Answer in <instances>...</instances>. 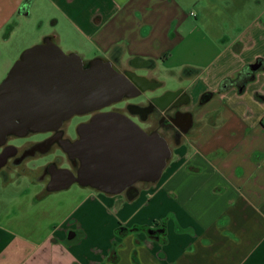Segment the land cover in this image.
<instances>
[{
  "label": "crops",
  "instance_id": "obj_1",
  "mask_svg": "<svg viewBox=\"0 0 264 264\" xmlns=\"http://www.w3.org/2000/svg\"><path fill=\"white\" fill-rule=\"evenodd\" d=\"M22 2L0 0V45L11 37L2 36L9 22L15 32L22 18L35 15L44 36L54 32L57 43L86 58L119 60L157 84L163 71L192 79L181 89L192 104L264 57V0H32L17 14ZM186 5L198 12L189 28ZM215 10L220 31L235 33L211 39L218 49L211 63L184 66L176 56L194 33L208 38L204 20ZM191 122L153 184L114 193L80 186L66 192L74 199L68 210L44 212L52 225L42 229L17 221V213L0 215V264H264V72L242 92L231 87L200 101ZM29 195L20 198L27 202ZM34 203L41 210L43 198ZM164 217L166 243L129 233L111 260L115 226H152Z\"/></svg>",
  "mask_w": 264,
  "mask_h": 264
},
{
  "label": "water",
  "instance_id": "obj_2",
  "mask_svg": "<svg viewBox=\"0 0 264 264\" xmlns=\"http://www.w3.org/2000/svg\"><path fill=\"white\" fill-rule=\"evenodd\" d=\"M55 40L47 35L22 50L0 81V146L11 137L55 132L61 150L78 169L63 176L51 173L47 192L76 183L114 193L157 182L172 154L168 137L153 127L142 128L122 112L102 111L141 95L144 89L136 79L145 77L125 70L119 60L100 56L83 60L76 52L65 53ZM251 68L257 74L259 63ZM159 84L153 81L154 87ZM219 93H204L200 101ZM90 113L88 120L76 125L75 139L60 137L72 117ZM49 168L46 164L41 170Z\"/></svg>",
  "mask_w": 264,
  "mask_h": 264
},
{
  "label": "rangeland",
  "instance_id": "obj_3",
  "mask_svg": "<svg viewBox=\"0 0 264 264\" xmlns=\"http://www.w3.org/2000/svg\"><path fill=\"white\" fill-rule=\"evenodd\" d=\"M220 3L222 1H219ZM225 3V2H223ZM220 5V4H219ZM188 5H186V9L184 10V16L187 17L186 24L188 25L190 20L195 21L196 15H197V9L192 6L187 8ZM214 17L211 19H205V29L208 31V38L205 37V33L202 34H196L194 33L192 36H189V39H192L188 41L187 48H183L180 53L176 56V60L178 62H182L185 65L192 66L198 68L196 66V63L201 64H209L215 59V54L217 53L218 49L213 44L211 39H218L221 38L223 35H233L235 32H222L220 31V26H223V22L218 23V10H215L213 13ZM198 17H201L200 14ZM22 18L20 27L15 32H9L11 34L10 39H8L5 43L0 45V81L5 77L7 71L11 67V65L14 63V61L19 57L22 50H24L27 47H30L36 43L41 42L46 32L43 31L42 22L39 20L35 15H32L30 18ZM202 18V17H201ZM207 20V21H206ZM189 28V25L186 27ZM7 33L3 32L2 36ZM49 35H53L54 32H48ZM57 33V32H56ZM221 41V40H220ZM219 42V41H218ZM217 42V43H218ZM65 53L69 52H75L72 49H68L59 42L57 43V40L55 42ZM78 53V52H76ZM81 55L80 53H78ZM83 60L91 59L86 58L85 56H82ZM159 76V77H158ZM161 81V84L155 85V87L147 92H143L141 95L131 98L128 100L129 104H139L141 102H144V98L148 97V95H154L159 96L162 95L168 91H178L179 89L185 88V86L190 85L192 79L188 80L186 78H182L180 73L178 75H170L168 73H165L163 71L161 74L156 75ZM214 91H221L218 90L217 87L215 90H205L198 96L195 100V106H190V108H195L194 111H197V104L200 102L201 96L204 93L207 92H214ZM124 103V102H123ZM127 102L123 104V108H125V105ZM129 116L130 114L127 113ZM131 116V115H130ZM137 119H139L137 117ZM79 117H73L68 126H67V133L73 135L75 133V127L79 123ZM140 126L144 129L149 127V124L147 122H143L139 119ZM184 138V137H183ZM182 138V139H183ZM184 140V139H183ZM173 151V148L175 147L174 144L170 142L169 145ZM32 164L28 165L29 167ZM30 169V168H29ZM36 171H33L32 169L27 173V176H22V178L19 181L14 180L16 175H11L13 177L10 181H4V179L0 176V215H2L3 219H8L9 217H12L14 213H17L15 215V218L17 221L24 223V222H33L36 224H40L41 229L45 227H50L52 225L51 223V214H49L50 218L44 217V212H47V210L52 212V209L54 206H59L60 212L66 211L71 207V204L74 202V199L72 200V196L66 197V192H71L72 190H80L81 187L73 184L67 189H63L56 192H45L43 193V186L33 184L34 178L37 176ZM153 184V183H152ZM38 190V191H37ZM40 190V191H39ZM37 193H36V192ZM23 193L31 194L29 195L27 202L22 198L21 195ZM40 192V193H39ZM43 198L42 203V209L40 210L39 207H31L32 203L35 202L33 205H36L37 202H39V198ZM31 201V203H30ZM109 214V213H108ZM109 216L111 215H105L104 222H108ZM56 223H59V220H56ZM54 227V226H52Z\"/></svg>",
  "mask_w": 264,
  "mask_h": 264
},
{
  "label": "flooded vegetation",
  "instance_id": "obj_4",
  "mask_svg": "<svg viewBox=\"0 0 264 264\" xmlns=\"http://www.w3.org/2000/svg\"><path fill=\"white\" fill-rule=\"evenodd\" d=\"M27 9L19 10L18 8L17 14L26 13ZM7 33L9 35V32ZM124 68L128 70L126 67ZM263 68L264 62H259L258 73L264 72ZM256 75L254 71V78ZM136 80L139 87L143 89L153 87V81L150 79L139 78ZM143 92H146V90H143ZM128 100L114 103L103 108L102 111L114 110L126 115L129 113L131 115L129 116L140 125V118L137 119V116L133 115V113H138L141 115L140 117L148 119L149 127L163 132L168 137L169 143L171 142L174 145L181 142L185 133H187L188 126L192 124L191 118L195 113V108H190V106L195 105L190 103L189 96L185 91L180 90L166 92L159 96H149L139 104H129ZM123 102H127L125 108H123ZM182 106H185L186 109L181 111ZM197 106L199 108V103ZM90 116L91 113L74 117H79L80 123L88 120ZM69 122L64 125L60 137L73 140L76 138V133L73 135L67 133ZM57 138V134L53 131L29 133L23 137L9 138L0 146V176L8 182L13 179L11 175H16L14 180L19 181L22 176H27V173L32 169L37 172V176L32 183L42 185L43 191L46 192L45 184L50 180L51 173L59 171L62 176L68 172L75 174L78 164L76 163L74 167L71 165L65 153L61 150ZM30 164L32 165L29 167ZM46 164L50 165V168L47 171L41 170V167Z\"/></svg>",
  "mask_w": 264,
  "mask_h": 264
},
{
  "label": "trees",
  "instance_id": "obj_5",
  "mask_svg": "<svg viewBox=\"0 0 264 264\" xmlns=\"http://www.w3.org/2000/svg\"><path fill=\"white\" fill-rule=\"evenodd\" d=\"M32 0H23L19 6L20 9H27ZM15 21L9 22L4 32H11L15 27ZM5 35H8V33ZM264 62V57L256 58L252 63L242 66L239 70L235 71L229 76L223 77L217 86L218 90L225 91L231 87H235L238 92H242L245 85L254 79V70L251 68L253 63ZM264 70V68H263ZM129 233H143L146 238L157 241L159 244H164L167 241V219L164 217L158 222H155L152 226L147 224H133L131 226H125L118 224L113 230V247H111V260H116V246L119 240Z\"/></svg>",
  "mask_w": 264,
  "mask_h": 264
}]
</instances>
